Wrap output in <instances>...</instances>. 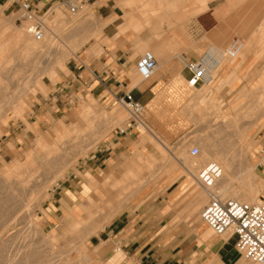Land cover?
<instances>
[{
  "label": "rangeland",
  "instance_id": "rangeland-1",
  "mask_svg": "<svg viewBox=\"0 0 264 264\" xmlns=\"http://www.w3.org/2000/svg\"><path fill=\"white\" fill-rule=\"evenodd\" d=\"M140 2L143 12L144 8L149 7L144 5L148 0ZM45 4L42 1L38 8L42 9L41 15L48 26L46 35L42 40L29 36L32 46L27 47L24 37L20 36V32L26 29V24L16 20L15 8L0 1V6L4 5L0 8V225L5 217L9 198H12V202L23 205L24 209V214L11 225V230L4 233L0 230V264H109L110 256L116 253L115 250L120 245L112 243L109 247L107 244L102 248L96 247L95 236H103V232L110 229L114 220L109 225L107 222L113 216L105 221L76 220L79 223L76 227H81V239L74 241L76 233L68 229L66 211L71 216L70 213L75 208L85 205L94 194L85 188L81 201L83 182L100 176L95 185L103 188L109 182L104 177L112 169L113 176L119 180L131 177L129 167L132 164L135 169L139 167L143 171L140 177L132 176L136 183L129 187L135 189L143 182L145 186L127 204L146 193L155 197L166 177L171 179L178 170L183 171L182 174L189 179L190 185L178 206L185 208L188 217L195 215L199 219L201 210L210 197L176 158L196 170L195 175L208 162L220 160L228 170L231 168V173L233 171L236 181L229 183L231 189L247 187L240 175L250 168V173L253 174L251 179L253 183L256 182L252 186L256 189L251 202L264 193V174L257 168L254 158L264 139V55L254 51L253 63L242 65L247 71L237 94L229 90L225 82H212L209 85V96L200 99L196 97L198 88L190 87L184 80L172 81L169 87L187 95L161 97L156 103L153 98L145 106L146 122L153 126L155 118H158L159 124L164 126L166 124L163 117L169 111L175 112L191 101L186 105L190 122L181 129L166 134L168 142L157 136L166 147L158 145L167 156L164 158L160 149L149 141L136 147L135 143L143 138L142 128L123 134L116 133L125 126L130 116L119 100L122 95L116 96L111 91H105L104 96H96L89 90L70 93L62 89L63 84L67 83L65 76L69 73L68 66L77 60L75 52L80 54L91 42L100 41L103 33L95 34L87 42L85 38L80 39V31L93 34V29L99 23V17L89 5L83 4L74 13L63 0H53L44 6ZM7 19L13 23L7 24ZM261 29L263 27L259 25L255 34L260 36ZM144 52H140L139 56ZM235 59L236 57L232 58L233 61ZM141 82L149 81L143 82L138 75L135 83ZM151 83L152 80L148 90L153 87ZM149 93L152 94L151 91ZM134 97L136 98L135 95ZM147 108L152 109L151 115L147 113ZM126 139L128 143L123 144ZM229 140L236 144L233 145ZM108 146L110 154L105 150ZM195 146L200 148L198 156L191 155ZM99 153H104L107 158H103L102 164L95 170L83 175V166L93 155ZM152 156L159 160L155 167L148 162ZM232 157L236 159L235 164L229 167L227 161ZM259 177L262 182L260 186ZM223 183V180L220 181L215 188L219 190ZM197 190L202 192L205 200L192 206L189 196L196 198ZM219 197L227 199L232 198V195L228 193ZM93 217L98 216L94 214ZM105 224L107 227L104 230L91 236ZM240 259V264H256L240 254L232 264Z\"/></svg>",
  "mask_w": 264,
  "mask_h": 264
},
{
  "label": "crops",
  "instance_id": "crops-1",
  "mask_svg": "<svg viewBox=\"0 0 264 264\" xmlns=\"http://www.w3.org/2000/svg\"><path fill=\"white\" fill-rule=\"evenodd\" d=\"M42 1L46 2V6L53 0H35V3L39 5ZM140 1L83 0V4L89 5L99 17V23L93 29V34L80 31V39L85 38L87 42L95 34L103 35L100 41L91 42L80 54L75 52L77 60L68 66L69 73L65 76L67 83L63 84V90L70 93L89 90L96 96H104L105 91L124 96L132 91L138 100L147 102L144 103L146 106L153 98L156 103L161 97L186 96L187 93L168 85L172 81L187 82L192 74L188 68L189 63L201 61L206 65L207 76L205 82L197 87V98L209 96V85L212 82H225L229 90L236 93L243 85L241 82L245 80L243 75L247 71L242 65L253 63L254 51L264 55V0H148L144 5L149 7L144 8L143 12ZM259 25L263 27L260 36L255 34ZM234 38H240L244 46L233 61L226 55V50ZM147 49L153 51L159 59L158 68L150 79L144 80L148 83L136 84L139 73L135 67L139 54ZM151 80L153 87L148 90ZM188 103L175 112L169 111L163 117L166 125L161 126L158 118H155L153 126L146 122L147 125L163 141L168 142L166 134L190 122L186 111ZM151 111V108H147L149 115ZM148 141L158 150L159 146L166 148L149 130H144L143 138L135 145L139 147V144ZM122 143H128L127 139ZM262 147L264 139L254 158L257 168L264 174V159L260 154ZM109 149L110 146L105 148L107 151ZM161 153L164 158L167 157ZM103 158H107L104 153L93 155L83 166V175L99 167ZM176 160L194 178L196 170L186 166L182 160ZM148 162L155 167L159 160L152 156ZM134 166L132 164L129 167L131 177L121 180L113 176L112 169L104 177L109 182L103 188L95 185L100 176L82 183L84 190L81 201L85 188L94 194L85 205L75 208L71 216L66 211L68 229L76 233L74 241L81 239V227H76L79 224L76 220L96 221L101 218L100 221H105L103 218L107 214L108 218L110 215L113 217L106 224L114 221L110 229L103 232V236H95V244L100 248L105 244L108 247L112 243L120 245L121 249L115 250L116 253L110 256L109 264H232L237 260L240 253L236 248V236L216 233L202 219L195 215L188 217L185 208L178 206L190 185L183 171L178 170L171 179L166 177L155 197L146 193L127 204L145 186L143 182L137 188L130 189L129 186L136 183L132 176L143 175V171ZM258 184H262L260 177ZM189 197L192 206L205 200V196L198 190L196 198ZM101 210L106 211V214H100ZM94 214L98 217H93ZM106 224L91 236L98 235L107 227Z\"/></svg>",
  "mask_w": 264,
  "mask_h": 264
},
{
  "label": "built area",
  "instance_id": "built-area-1",
  "mask_svg": "<svg viewBox=\"0 0 264 264\" xmlns=\"http://www.w3.org/2000/svg\"><path fill=\"white\" fill-rule=\"evenodd\" d=\"M71 12H77L83 5V0H64ZM15 8L16 20L25 23L29 33L37 40H42L47 31V23L41 15L35 0H5V4ZM244 43L240 38H234L226 53L235 57L243 49ZM158 68V60L151 50L145 51L138 59L136 70L142 81L150 79ZM188 68L191 76L188 85L193 88L200 87L205 82L207 71L204 62H190ZM128 106L130 116L124 127L116 133H126L141 126L145 113V104L134 97L132 91L127 92L120 99ZM200 148H192V155H197ZM264 159V147L260 150ZM222 168L217 162L210 161L198 172L196 182L200 187L212 186L221 176ZM201 219L216 233L236 236V248L241 256L256 263L264 264V193L253 202L238 199L210 197L209 202L201 210ZM121 248H117L116 251Z\"/></svg>",
  "mask_w": 264,
  "mask_h": 264
},
{
  "label": "bare ground",
  "instance_id": "bare-ground-1",
  "mask_svg": "<svg viewBox=\"0 0 264 264\" xmlns=\"http://www.w3.org/2000/svg\"><path fill=\"white\" fill-rule=\"evenodd\" d=\"M47 14V13H46ZM11 19V18H10ZM5 20V19H4ZM3 20V21H4ZM8 20V19H7ZM9 22H7V24H12L13 22L11 21V20H8ZM45 21V20H44ZM51 21V20H50ZM5 22V21H4ZM52 22V21H51ZM6 26V25H5ZM12 26V25H11ZM26 29H24V30H22L21 32H20V36L21 37H24V39H25V41L27 42L26 43V45H27V47H30V46H32V42H31V39L29 38V36L31 37L32 35L29 33V31L27 30V27H25ZM5 29H7V28H5ZM8 29H10V28H8ZM48 29V28H47ZM47 32V31H46ZM94 32V31H93ZM46 35V34H45ZM19 36V37H20ZM54 36V35H53ZM33 37V36H32ZM44 39V38H43ZM250 43V42H249ZM40 45V44H39ZM249 45V44H248ZM247 45V46H248ZM67 47H69V46H67ZM23 48H24V46H23ZM34 49V48H33ZM69 49V48H68ZM26 50V49H25ZM29 50V49H28ZM72 50V49H71ZM70 50V51H71ZM243 50V49H242ZM27 51V50H26ZM153 52V51H152ZM242 52V51H241ZM240 52V53H241ZM154 53V52H153ZM239 53V54H240ZM27 54V53H26ZM29 54V53H28ZM239 54H237L235 57H237ZM226 55H227V53H226ZM28 56H30V55H28ZM228 56V55H227ZM229 57V56H228ZM235 57H230V58H235ZM2 77V76H1ZM39 81V80H38ZM206 93V92H205ZM200 94H201V92H200ZM201 99V98H200ZM92 104V103H91ZM122 104H124L125 105V107L127 108V110H128V112H129V109H128V106L125 104V103H122ZM88 107V106H87ZM129 114H130V112H129ZM223 122V121H222ZM229 122V121H228ZM221 124V123H220ZM221 125H223V124H221ZM234 126V125H233ZM223 127V126H222ZM231 127V126H230ZM229 127V129H231ZM140 128H142L143 130H149L150 132H152V134L153 135H155V136H158L157 134L158 133H156L153 129H150L149 127H148V125H147V123H146V121H145V118H143V120H142V123H141V126L139 127V129ZM218 128V127H217ZM216 128V129H217ZM225 128V127H224ZM223 128V129H224ZM234 127H232V129H233ZM228 129V128H227ZM219 130V129H218ZM221 132H222V130H221ZM152 136V135H151ZM156 138V137H155ZM240 140V139H239ZM40 141V140H39ZM230 141V140H229ZM231 143H233V145H235L236 143L233 141V140H231L230 141ZM222 144V143H221ZM207 149H210V148H207ZM214 149V148H213ZM240 149H242V148H240ZM206 150V149H205ZM206 151H208V150H206ZM211 152H212V150H211ZM215 152V151H214ZM214 152H213V154H214ZM223 152H225V151H223ZM222 152V153H223ZM217 153V152H216ZM219 153V152H218ZM199 154H200V152H199ZM199 154H197V155H192V153H191V155L192 156H198ZM208 154H209V152H208ZM212 154V153H211ZM216 155H218V154H216ZM211 156V155H210ZM214 157V156H213ZM227 157V156H226ZM211 158V157H210ZM215 158V157H214ZM53 159V158H52ZM55 159V158H54ZM224 159V158H223ZM229 159V160H228ZM227 160V164H228V166L229 167H233V165L235 164L234 162H235V158L234 157H232V158H228ZM56 160V159H55ZM62 160V159H61ZM59 161V160H58ZM53 163H54V161H52ZM214 162H217L218 164H219V166L222 168V174H221V176L216 180V182L212 185V186H209V187H206V188H204V187H202L203 188V190L208 194V196L209 197H219V195L221 196L222 194H231L232 195V198L233 199H238V200H241V201H244V200H246V201H250L251 202V198H252V196H253V191H255V189H256V187H255V189L252 187L253 186V184H255L256 182H254L253 183V180L251 179V175H253V174H251L250 173V168H247L246 169V172H245V174H241L240 176H242V178L244 179V184L247 186V187H245V188H243V187H241V188H239V189H231L230 187H229V183H231V182H234V181H236L235 180V177L233 176V171H232V173H231V168H230V170H228L226 167H225V164H223V163H221L220 162V160H216V161H214ZM225 163H226V161H225ZM58 174V173H57ZM33 175V174H32ZM59 175V174H58ZM57 176V175H56ZM58 177V176H57ZM196 177H197V175H195L194 176V179H195V181H196ZM33 178V177H32ZM254 178V177H253ZM9 179V178H8ZM37 179V178H36ZM35 179V180H36ZM45 179V178H44ZM257 179V178H256ZM29 181H31L30 180V178L28 179ZM55 180V179H54ZM223 180V182L225 183H223V184H221L220 185V189L218 190L217 188H215V186L216 185H218V184H220V181H222ZM9 180H7V182H8ZM16 182V181H15ZM14 182V183H15ZM18 182H20V181H18ZM17 182V183H18ZM33 182V181H32ZM35 182V181H34ZM33 182V183H34ZM46 182V181H45ZM5 183V182H4ZM28 183V182H27ZM26 183V184H27ZM31 183V182H30ZM47 183V182H46ZM236 183V182H235ZM8 184V183H7ZM35 184V183H34ZM3 185V184H2ZM5 185V184H4ZM33 185V184H32ZM11 186H13L12 184H11ZM17 186V185H16ZM25 186H28V185H25ZM10 187V186H9ZM20 187H22V186H20ZM24 189V188H23ZM23 189H21V190H23ZM27 189V188H26ZM25 190V189H24ZM28 190V189H27ZM30 190V189H29ZM15 191V190H14ZM26 191V190H25ZM11 192H12V190H11ZM17 193V192H16ZM15 193V194H16ZM43 193V192H42ZM105 193V192H104ZM20 194H22V192H20ZM5 195V194H4ZM18 195V194H17ZM23 195V194H22ZM24 196V195H23ZM110 196V195H109ZM16 197H18V196H16ZM15 197V198H16ZM25 197V196H24ZM29 198V197H28ZM11 199L12 198H9L8 199V201L6 202V204H8V208H6V213H5V217H4V219H3V222H2V224L0 225V230L4 233V232H7V231H9V230H11V225L12 224H14L15 222H17V220L18 219H20L21 217H22V213L24 214V209H23V205L22 206H20L19 205V203H15V202H12L11 201ZM30 199V198H29ZM14 200V199H13ZM18 200V199H17ZM102 200H104V198L102 199ZM105 200H106V198H105ZM256 201V200H255ZM26 202H28V201H26ZM103 203H104V201H102ZM253 202V201H252ZM25 203V202H24ZM29 203V202H28ZM20 204H22V203H20ZM30 204V203H29ZM98 205V204H97ZM104 205H106V203L104 204ZM7 206V205H6ZM26 206V205H25ZM28 206V205H27ZM31 207V206H30ZM114 207V206H113ZM118 207V206H117ZM25 208V207H24ZM111 209V208H110ZM29 210V209H28ZM99 210H100V208H99ZM114 210V209H113ZM112 210V211H113ZM88 212V211H87ZM101 213L100 214H103V215H105L106 214V211H100ZM108 212H109V210H108ZM111 212V211H110ZM109 212V213H110ZM89 213V212H88ZM91 213V212H90ZM97 213V212H96ZM99 213V212H98ZM27 214V213H26ZM111 216V215H110ZM108 218V216H107V214L105 215V217L103 218L104 220H106ZM99 220H101V218H99ZM19 222V221H18ZM15 228V227H14ZM19 228V227H18ZM91 228V227H90ZM22 230V229H21ZM89 232V231H88ZM85 233V232H84ZM90 234L92 233V232H89ZM228 235V234H227ZM8 239H10V238H8ZM13 239V238H12ZM11 240V239H10ZM26 240V239H25ZM14 241V240H13ZM2 242V241H1ZM17 244V243H16ZM7 246V245H6ZM28 246V245H27ZM31 246V245H30ZM8 247V246H7ZM16 258H18V257H16ZM9 260V259H8ZM59 261V260H58ZM257 264V263H256ZM259 264V263H258Z\"/></svg>",
  "mask_w": 264,
  "mask_h": 264
}]
</instances>
